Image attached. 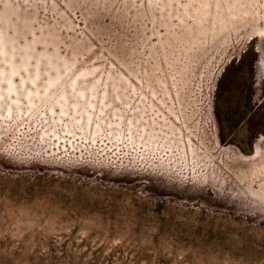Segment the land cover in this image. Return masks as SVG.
I'll use <instances>...</instances> for the list:
<instances>
[{"label": "rangeland", "instance_id": "rangeland-1", "mask_svg": "<svg viewBox=\"0 0 264 264\" xmlns=\"http://www.w3.org/2000/svg\"><path fill=\"white\" fill-rule=\"evenodd\" d=\"M0 29V264H264V0H0Z\"/></svg>", "mask_w": 264, "mask_h": 264}, {"label": "bare ground", "instance_id": "bare-ground-1", "mask_svg": "<svg viewBox=\"0 0 264 264\" xmlns=\"http://www.w3.org/2000/svg\"><path fill=\"white\" fill-rule=\"evenodd\" d=\"M14 8H16V7H14ZM16 9H17V8H16ZM1 23H2V22H1ZM0 30H1V29H0ZM4 41H5V40H4ZM2 42H3V41H2ZM8 45H9V44H7V46H8ZM18 45H19V44H18ZM28 46H29V45H28ZM3 55H4V54H3ZM1 57H2V54H1ZM4 57H6V56H4ZM51 57H52V56H51ZM13 58H14V57H13ZM13 58H12V59H13ZM48 58H49V57H48ZM8 59H9V58H8ZM0 60H2V58H1ZM13 60H14V59H13ZM62 60H63V59H62ZM4 61H6V60H3V62H4ZM8 62H9V61H8ZM11 62H13V61H10V63H11ZM15 62H16V61H15ZM38 64H39V63H38ZM9 65H10V64H9ZM9 65H8V66H9ZM19 65H20V64H19ZM5 66H6V64H5ZM5 66H3V67H5ZM10 66H11V65H10ZM10 66H9V67H10ZM0 67H1V65H0ZM6 67H7V66H6ZM9 67H8V68H9ZM22 68H23V67H22ZM3 69H4V68H3ZM5 69H6V68H5ZM9 69H10V68H9ZM13 69H14V68H13ZM13 69H12V70H13ZM15 70H16V68H15ZM5 71H9V70H5ZM5 71H4V74H5ZM9 72H10V71H9ZM12 72H13V71H12ZM19 73H20V72H19ZM25 73H26V72H25ZM12 74H13V73H12ZM14 74H16V73H14ZM57 74H58V72H57ZM10 76H12V75L10 74ZM27 76H28V75H27ZM1 77H2V76H1ZM1 77H0V78H1ZM7 77H8V76H7ZM3 78H4V77H3ZM34 80H35V79H34ZM3 81H5V80H3ZM28 81H29V79H28ZM6 82H7V85H6L7 87H6V89H7V90H11V89H12L11 80H8V81H6ZM0 83H2V82H0ZM24 83H25V82H24ZM15 86H16V85H15ZM1 89H2V88H1ZM60 99L63 100V98H60ZM56 105H57V103H56ZM60 106H61V105H60Z\"/></svg>", "mask_w": 264, "mask_h": 264}]
</instances>
